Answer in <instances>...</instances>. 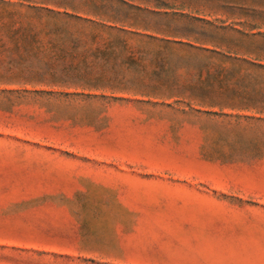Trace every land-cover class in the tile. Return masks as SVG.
<instances>
[{
  "label": "rangeland",
  "instance_id": "1",
  "mask_svg": "<svg viewBox=\"0 0 264 264\" xmlns=\"http://www.w3.org/2000/svg\"><path fill=\"white\" fill-rule=\"evenodd\" d=\"M0 264H264V0H0Z\"/></svg>",
  "mask_w": 264,
  "mask_h": 264
}]
</instances>
